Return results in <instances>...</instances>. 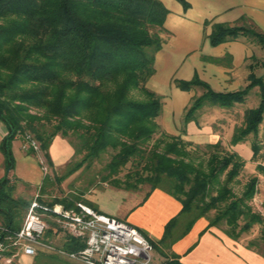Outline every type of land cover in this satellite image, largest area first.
I'll return each mask as SVG.
<instances>
[{"label":"trees","instance_id":"1","mask_svg":"<svg viewBox=\"0 0 264 264\" xmlns=\"http://www.w3.org/2000/svg\"><path fill=\"white\" fill-rule=\"evenodd\" d=\"M177 1L187 7L186 0ZM167 13L160 0H0V122L7 130L0 142L5 168L0 180V209L6 212L2 225L12 230L19 228L22 214L30 204L22 199H8L3 190L10 184L9 173L15 164L12 141L22 139L28 145L26 153L34 156L36 152L29 145L34 140L46 162L53 166L49 154L53 139L57 135L73 136L77 140L75 153L82 156L67 166L59 181L111 151L106 173L99 182L124 190H136L139 184L148 182V191L166 183L163 189L181 203V211L166 223L160 245L169 248L196 219L213 209L216 213L207 219L206 228L225 223L221 229L234 240L254 224H261L259 240L246 246L264 257V218L248 203L254 196L258 176L248 179L239 196L229 186L245 164L238 153L225 151L220 142L206 144L212 152L205 169L188 161L186 143L179 135L164 134L169 141L159 138L152 146L147 145L159 131L156 118L162 103L146 84L155 71L162 34L167 33ZM207 38L211 46L246 38L264 48V33L253 25L215 23ZM263 81L251 73L243 89L215 92L197 77L174 80L181 90H203L183 112V125L197 123L198 111L205 104L230 108L241 103L250 89L258 87L260 101L244 112L231 144L257 134L264 113ZM259 151L260 146L254 142L252 160L263 157ZM127 163L136 168L119 178ZM258 170L264 174L261 166ZM46 180L45 177L41 189ZM39 201L65 208L83 201L94 207L81 197ZM182 218L187 220L177 235L175 230ZM84 245L70 238L63 247L78 251ZM35 258V264H72L41 252ZM163 264L182 263L171 254Z\"/></svg>","mask_w":264,"mask_h":264},{"label":"crops","instance_id":"2","mask_svg":"<svg viewBox=\"0 0 264 264\" xmlns=\"http://www.w3.org/2000/svg\"><path fill=\"white\" fill-rule=\"evenodd\" d=\"M160 2L168 10L164 21L167 33L156 53L155 71L148 83H152L156 90L167 96L162 103L163 114L159 118L162 125L170 127L168 130L174 135L173 126L180 122L184 124L183 112L195 94L203 91L200 87L181 90L174 80L190 81L197 77L215 92H234L248 85L249 75L254 73V60L257 61L262 47L246 38L211 46L207 36L215 23L253 25L264 33V0H186L187 7L177 0ZM206 124L202 126L198 119L197 123L190 121L185 129H180H187L190 137L196 135L188 141H199L197 138L202 137L207 138V144L219 142V136L212 132H208L206 137L200 136V132L208 129ZM5 133L6 127L0 122V142ZM57 139L60 138L52 141L53 147ZM59 144L65 153L72 149L61 141ZM23 145L22 139L16 138L10 146L15 161L10 175L18 179L12 181L17 186L40 188L43 174L35 157L26 155ZM236 145L232 146V150L241 155L235 149ZM50 155L54 167L61 166L68 158V155L67 158L54 157L52 153ZM3 161L4 156L0 151V180L5 173L1 168L4 166ZM81 196L92 203L93 209L137 229L151 243L152 248H158L160 253L152 264H163L167 259L160 251L162 245L158 242L163 236L166 223L181 211V203L173 195L160 187L144 192L140 187L124 190L98 181ZM207 225L208 220L204 217L196 219L187 233L172 242L168 248L170 253L177 255L182 264H264V257L248 248L244 242L227 237L220 227L206 228ZM66 241L64 239L62 245Z\"/></svg>","mask_w":264,"mask_h":264},{"label":"rangeland","instance_id":"3","mask_svg":"<svg viewBox=\"0 0 264 264\" xmlns=\"http://www.w3.org/2000/svg\"><path fill=\"white\" fill-rule=\"evenodd\" d=\"M162 36L164 37L165 34H162ZM258 54L260 55H258L257 61L254 60L253 71L256 77H262L264 80V48H262V51H260V53ZM146 85L148 89L154 91L157 95H159L161 98V103H164V99H166L167 96L163 95V93H161L159 90H156L157 88H155V86H153L152 83H147ZM200 93L201 92L196 93L195 96L199 95ZM133 94L135 96L139 95L138 91H133ZM259 101H260V98L258 94V87H253L252 89L249 90V92L247 93V95L245 96L244 100L241 103H236L230 108H223V107L205 104L198 111L197 122L199 119L201 121L202 126L208 123L206 124V127L208 126V129L205 128L204 131L200 132V136L206 137L209 135L208 132L210 133L212 132L213 134L219 136V142L225 151H229V152L233 151L232 146H235L236 144L234 145L231 144V137H232V134L235 128L240 126V124L242 123L244 112L248 109H252L256 107ZM162 114H163V107L161 106L160 116L156 118V122L159 125L158 127L159 131L153 135L150 141H148L147 143L148 147L152 146L154 141L158 140L159 138H163V140L165 139L166 141H169V138H166V137L164 138V134L172 135L170 132L171 130H168L170 127L168 128L162 125L161 119L159 118L161 117ZM183 126L184 125L180 122L179 124H176L173 127H174L175 134L177 133L176 136L179 135L182 138V141L186 143L185 149L188 152L187 154L188 161L192 162L193 164L197 166L201 165L206 169L207 163H208L207 160L210 155L209 153L212 152L211 149H208L205 146L207 144L206 143L207 138L203 139L202 137L201 138L199 137L197 138L199 139V141L197 140L188 141L189 139H192V137H196V135L192 134V136L190 137V135L187 132V129L184 130L185 129L184 127L186 125L184 127ZM180 128H184V129H180ZM55 138H60V139L56 140V144L54 145V147L51 144L52 145V149H51L52 155H54V157L61 156L63 158L64 157L67 158V155H68V158L67 160L64 161V163L61 166L54 167V164L53 166H50L46 162L45 158L42 155V152H39V154L36 152L34 154V157L37 160L40 170L42 172L41 174H43L44 178L45 177L47 178V180L45 181V185L44 187H42V189L39 188V186L38 187L36 186H33V187L26 186L25 187L23 185L17 186L15 183H13L12 180L18 181V179L15 176L10 175L9 173L10 184L8 187H5L3 190H4L5 195L8 197V199H13L14 201L18 199H22V200L28 201L29 203L32 202V200H36L37 203L39 204L40 208L37 209V213H40L43 219L48 223V228L46 229V232L44 233L43 240L47 244H50L57 250V251L41 252L42 254L54 255V256L59 257L62 260L69 261L72 264H82L76 260H72L71 258L69 259L63 253L58 252V250H63L65 252H74V251H66L62 245L64 239L70 240L71 235L61 226L60 223L57 222L56 220L57 216H55L52 212L46 211L44 209V207L51 208L52 206H54L55 203L52 206H46V205L41 204L42 202H40L39 199L45 202H51L54 198H62V197L63 198H76V199H80L81 197L82 199H84L81 195L85 191H87L88 189L96 185V183L100 181L102 175H105L106 173L104 171L105 165L110 159L109 157H110L111 151L104 153L100 157V159H96L92 161V163L89 166L83 165L80 169L73 172V174L59 181V178L63 174H65L67 166L72 165L74 162L80 160L82 155L75 153V147L77 146V140L75 137L73 136L62 137L60 135H57ZM58 140H60L64 144L69 145L70 148L72 149H70L68 152L65 153L63 148L58 146L60 145L59 144L60 141L58 142ZM254 142L258 143V145L260 146L259 153L264 155V113H263L262 121L259 124L257 134L248 135V137H246L243 141H241V143H237L236 145L235 149L239 151V153H241L240 156L244 159L245 164L242 170L240 171V173L229 184V186L231 187L235 195L239 196L242 194L248 179L253 175L258 176V181L255 186L254 196L248 203L251 206L250 208L254 212L259 213L264 218V174H262L258 170V166H260L259 165L260 159H257V160L251 159L252 155L250 151L252 150V144ZM50 148H49V154H51ZM26 155L33 156L27 153ZM39 159L42 160L43 163H41ZM43 167H46V169L44 170ZM1 168L5 170L4 166H1ZM135 168L136 167H134V165H132L131 163H127L122 168L118 177L123 178V175L126 172H128L129 170H133ZM224 178H225V175L222 174L220 176V181L224 180ZM138 186L142 188L144 192H146L150 189L151 183L145 182V183L139 184ZM159 187L165 188L167 187V185L165 182H161L159 183ZM212 194H215V192L212 191ZM82 202H76L75 207L66 208V209L69 210V209L78 208L77 204L82 203ZM56 204L65 208L62 204H58V203ZM27 212H28V208L22 214L21 223L23 219L25 218V216L27 215ZM215 213H216L215 210L210 209L205 214L204 218L210 219L215 215ZM5 215H6L5 210L1 208L0 209V223H2V220L4 219L3 217H5ZM186 220L187 218L181 219L180 226L176 228L175 234H178L183 230V226ZM218 227L220 228L225 227V223L221 222L218 225ZM261 228H262L261 224H254L248 232H244L240 234V236H238L239 237L238 239L244 242L245 244L253 242L255 240L257 241L259 240V237H260L259 235H260ZM159 248H160V251H162V253L165 254L166 256L169 255L170 257V255L172 254L170 253V249L168 250V248H165L164 246H160ZM159 253L160 252L158 248L156 247L152 248V250L150 251L151 264L155 263V257L158 256ZM35 259H36L35 256L32 257V256L24 255V254H19L17 258L14 259V261H17L18 264H35V262H37V260Z\"/></svg>","mask_w":264,"mask_h":264},{"label":"built area","instance_id":"4","mask_svg":"<svg viewBox=\"0 0 264 264\" xmlns=\"http://www.w3.org/2000/svg\"><path fill=\"white\" fill-rule=\"evenodd\" d=\"M29 145L39 154L37 142L30 140ZM27 146L24 144L23 148L26 150ZM259 165L264 172V155ZM77 207L69 210L57 204L44 207L57 216V222L72 237L85 244L78 251L58 250L59 253L82 264H149L152 245L137 229L110 215L96 212L83 202ZM38 208L37 201L32 200L27 215L15 230L0 223V262L3 264H11L19 254L34 257L39 251H57L43 240L48 223L37 213Z\"/></svg>","mask_w":264,"mask_h":264}]
</instances>
